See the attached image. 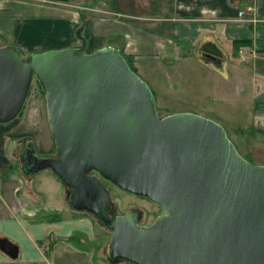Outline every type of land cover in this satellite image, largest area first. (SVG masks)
<instances>
[{
	"label": "water",
	"instance_id": "water-1",
	"mask_svg": "<svg viewBox=\"0 0 264 264\" xmlns=\"http://www.w3.org/2000/svg\"><path fill=\"white\" fill-rule=\"evenodd\" d=\"M76 36V47L26 60L0 48V122L18 115L35 79L56 152L39 155L25 138L21 174L50 170L66 188L69 208L110 231V263L264 264V165L243 159L211 119L159 117L150 88L115 48L84 53L85 39ZM110 186L161 213L139 225V210L114 211ZM0 251L17 254L5 238Z\"/></svg>",
	"mask_w": 264,
	"mask_h": 264
},
{
	"label": "crops",
	"instance_id": "crops-1",
	"mask_svg": "<svg viewBox=\"0 0 264 264\" xmlns=\"http://www.w3.org/2000/svg\"><path fill=\"white\" fill-rule=\"evenodd\" d=\"M134 5L131 10L130 3L125 7L116 0H0V48L11 47L24 58L76 47L78 30L84 53L111 46L128 59L170 64L202 52L212 73L230 84L227 95L216 84L215 97L235 99L250 129L264 137V0H136ZM246 6L253 7L255 22L248 14L237 17ZM207 46L215 52H206ZM243 47L255 56L241 62ZM23 133L15 118L0 122V238L17 248L13 258L0 251V264H113L104 259L103 244L70 241L74 232H88L86 224L37 217L39 211L63 212L66 188L48 169L39 177L16 169L13 157ZM39 135L30 138L35 151L47 153L48 136Z\"/></svg>",
	"mask_w": 264,
	"mask_h": 264
},
{
	"label": "rangeland",
	"instance_id": "rangeland-1",
	"mask_svg": "<svg viewBox=\"0 0 264 264\" xmlns=\"http://www.w3.org/2000/svg\"><path fill=\"white\" fill-rule=\"evenodd\" d=\"M116 1L118 4H125V7L130 3L131 10L136 7L134 5L136 0ZM110 6L115 7L113 4H110ZM79 33L81 34L80 31ZM27 58L28 56H24L22 59L26 60ZM177 59V62L170 64L168 62L160 63L158 60H156V63H146L144 58L128 59L129 65L135 73L150 88L157 115L162 117L171 113L189 112L211 119L223 128L227 138L243 159L251 164L264 165V137L257 136L250 129L251 122L246 120L245 115L240 111L243 106L239 103H234L233 101L236 100L233 98L228 99L222 95L221 97H215L216 93L213 89L218 83H221L217 87L220 91L224 94H231L229 82L224 79L221 80L217 74L212 73V68L208 65L209 60L202 52L199 55L191 53L188 58L183 60H180L181 57ZM220 87H223V89ZM227 99L230 102L226 103L224 101ZM15 120L20 123L21 129L24 130L23 135L21 134L17 138V148L19 150H21L22 141L25 138L36 137V139H39V134L42 133L46 134V137L48 136V143L50 142L51 146L47 153L37 152V154L56 156L46 119L44 96L35 79L31 81L27 97ZM17 155L13 157L16 169L19 166ZM44 172L47 171L41 170L33 176L39 177ZM55 195L58 196L60 194L57 193ZM110 196L115 203V211L117 212L122 213L131 209L140 210L139 224H149L161 212L156 204L143 198L123 193L112 186L110 188ZM63 203V212L55 211L52 213L45 211L46 213H43L39 211L37 217L41 215H49L51 219L53 217L55 219L68 217L75 222L74 224L76 222L86 224L88 232L80 233V235L74 232L72 234L73 240L70 241L74 242V239L90 240L93 243L103 244V256L106 260V246L110 231L102 226L91 214L84 211L71 210L66 200ZM116 264L130 263L119 261Z\"/></svg>",
	"mask_w": 264,
	"mask_h": 264
},
{
	"label": "built area",
	"instance_id": "built-area-1",
	"mask_svg": "<svg viewBox=\"0 0 264 264\" xmlns=\"http://www.w3.org/2000/svg\"><path fill=\"white\" fill-rule=\"evenodd\" d=\"M244 14H248L250 21H256L254 9L251 6H246L243 10H237V17H241ZM255 56V52L253 49H246L245 47L238 50V60L241 62L247 61Z\"/></svg>",
	"mask_w": 264,
	"mask_h": 264
},
{
	"label": "flooded vegetation",
	"instance_id": "flooded-vegetation-1",
	"mask_svg": "<svg viewBox=\"0 0 264 264\" xmlns=\"http://www.w3.org/2000/svg\"><path fill=\"white\" fill-rule=\"evenodd\" d=\"M110 188H111V186H110ZM122 192V191H121ZM124 193V192H123ZM127 194V193H126ZM130 195V194H129ZM133 196V195H132ZM136 197H138V196H136ZM140 198H142V197H140ZM143 199H145V198H143ZM146 200V199H145ZM148 201V200H147ZM135 210H138V209H131V210H126V211H135ZM114 211H115V207H114ZM126 211H124V212H126ZM140 211V210H139ZM115 212H117V211H115ZM120 213V212H119ZM123 213V212H122ZM121 213V214H122ZM161 213V212H160ZM159 213V214H160ZM140 216H141V212H140ZM139 219H140V217H139ZM139 219H138V224H139ZM139 225H147V224H139Z\"/></svg>",
	"mask_w": 264,
	"mask_h": 264
},
{
	"label": "trees",
	"instance_id": "trees-1",
	"mask_svg": "<svg viewBox=\"0 0 264 264\" xmlns=\"http://www.w3.org/2000/svg\"><path fill=\"white\" fill-rule=\"evenodd\" d=\"M235 45H239L240 44V42H233ZM124 59H125V61H126V63L128 64V66H129V68L131 69V70H133V68L129 65V61H128V58H125V57H123ZM134 71V70H133ZM135 72V71H134ZM19 114V113H18ZM99 222V221H98ZM100 223V222H99ZM101 224V223H100Z\"/></svg>",
	"mask_w": 264,
	"mask_h": 264
}]
</instances>
